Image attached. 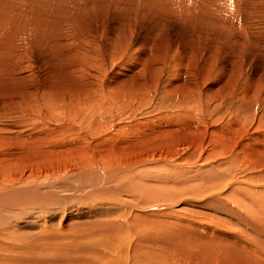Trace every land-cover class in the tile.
<instances>
[{"label": "rangeland", "instance_id": "obj_1", "mask_svg": "<svg viewBox=\"0 0 264 264\" xmlns=\"http://www.w3.org/2000/svg\"><path fill=\"white\" fill-rule=\"evenodd\" d=\"M14 1L0 0V184L21 179L34 189L87 164L96 178L135 163L118 176L123 192L129 174L147 176L151 188L174 189L158 210L166 218L218 215L240 223L264 213V27L257 26V38L256 27L247 37L241 28L255 17L264 24V0ZM21 25L27 41H10L25 36ZM66 46L75 48L71 56ZM76 50L84 62L73 61ZM232 171L238 189L226 188Z\"/></svg>", "mask_w": 264, "mask_h": 264}, {"label": "bare ground", "instance_id": "obj_2", "mask_svg": "<svg viewBox=\"0 0 264 264\" xmlns=\"http://www.w3.org/2000/svg\"><path fill=\"white\" fill-rule=\"evenodd\" d=\"M7 3L9 4V2ZM14 3H18V2L15 0ZM46 7L49 8V6ZM46 7L44 6V8L43 7L42 8L45 9ZM125 7L128 10V7L126 5ZM11 8H13V6H11ZM129 8H131V5H129ZM52 9L53 8H51V10ZM209 12H210L209 10H205L203 14L210 15ZM196 15L197 14H195L194 16ZM254 15L257 14L254 13ZM5 17L6 16L0 12V23L2 24L5 23L4 22ZM260 18L262 20V18L264 17H260ZM28 20L31 19H29L27 16L23 19V23L27 24ZM36 21L39 22L38 19ZM49 21L50 20H48L47 22ZM9 22L15 24V22H11L10 20ZM226 23H232V22L230 20H227ZM206 24L208 23L206 22ZM261 25L264 27L263 22L259 21V19L255 17L252 23H247L243 27L241 26L240 27L243 28V34L246 37L248 35L249 36L252 35L253 38H257L260 34V32H258L260 28L258 29L257 26L261 27ZM21 26H22L21 32H24L23 35L25 36L22 35L15 36L14 38H12L13 40L10 39V41H27L25 37L29 36L28 28H26V25L25 26L21 25ZM252 27H256L254 32L258 34L251 33L250 35L246 31V30H250V28ZM23 28L25 29L23 30ZM75 35L76 34H74V36ZM5 37L9 39L8 36ZM56 37L60 38V35L55 36L54 38ZM75 37L73 38L75 40L74 43H76ZM71 39L72 37L70 38V40ZM262 39H264V35L261 36V40ZM70 40L69 42L67 40V42L71 43ZM68 43L65 45H68ZM244 44L247 43L245 42ZM50 45H52V43ZM67 49L68 50H66L65 52L74 50L75 48L72 47ZM236 49H238V46ZM244 49H247V47ZM244 49L241 48V51ZM77 51L78 50H76V54ZM247 52L248 51H246V53ZM67 55H70V52H68ZM67 55L64 54L62 56L67 58ZM77 56H78V60H73V61H75L77 64L79 62L80 63L84 62L83 60L86 56H83L81 54H77ZM234 56H236V54ZM69 59L72 58L69 57ZM233 60L235 61L234 58ZM233 60L232 62H234ZM137 63L139 64V62ZM157 66L156 65L153 66L154 69L158 68ZM78 67L80 68V66ZM70 71L71 69H68V73ZM134 71L135 70H133V72ZM0 73H1V68H0ZM132 74L133 76L136 75V73L135 75L134 73ZM130 76L132 77V75ZM1 79L3 80L5 79V77L2 76V74H0V80ZM258 82L259 81H257L256 83ZM7 83H9V80ZM117 83L115 82V84ZM92 86L90 87L92 88ZM251 86L252 88H254L253 85ZM217 90L218 89L216 88V90L214 91ZM255 91L257 92V90ZM250 92L251 90L247 92V94L249 97H252V94ZM259 137H263L260 146L262 147L261 152L262 151L264 152V135L263 136L259 135ZM248 143L246 142V144ZM242 150L243 148L240 149L239 151ZM255 152H258V150ZM230 153L232 154L231 151ZM228 157L226 159H228ZM257 157L258 155H256V159ZM235 161H239V160L237 159ZM263 162L262 165H264ZM246 164L248 163L246 162ZM181 166H179V168ZM250 166L252 167L253 164L252 165L250 164ZM135 167H136L135 163L128 165V167H126V165L111 166L106 170H103L101 174H99V176L95 178L93 175L96 172L95 166L93 164L92 166L91 165L88 166L87 164V166L85 167L82 166L80 167V169L77 168H76L77 170L73 169L75 173L69 174L68 176L62 175V177L59 179L56 180L52 179L53 181L46 180L41 184L38 183V186L35 184L37 187L34 185L36 187L34 189H31L33 188V186L29 188L30 185L28 184L29 186H27L25 182H23L24 183L23 186L21 179L18 181L14 180V182L6 180L7 183L4 184L1 183L0 184V264H264V213L263 212H262L263 214L260 215H256V216L250 215V217H244V219L240 220L241 224L235 221L233 217L224 218V217H218V215L217 216L214 215L217 218H214L213 216L214 220L210 218H203L201 221L199 219L201 217L195 216L193 214L181 216L178 215L179 214L178 213L177 215H171L172 214L171 212L174 210L172 208H171L172 211L169 209L171 211L170 212L171 218H166V215H164L166 212L160 215L158 213V210L160 211L161 208L166 206L164 202L161 203V200L171 201V199H173V198L168 199L170 196L167 197V194L169 193V191L172 193L173 192L172 190L174 189H170V190L168 189V193H166L167 191H164L165 189L151 188L149 186V183H147L148 181L147 176L145 175L138 176L136 174H129L126 175L128 177L126 193L123 192V184L125 181L123 179H120V177L118 176L123 172L133 171L132 169H134ZM256 167L257 165L255 166V168ZM229 169L230 170L228 171H231V168ZM236 170L239 171L238 169ZM260 172L261 171H259L258 174L254 173V175L259 177ZM236 173L237 172L232 171V173L230 174L231 177L228 179L231 181H229V186L228 187L226 186V188L230 189L232 184L237 183L236 187L238 189V185H239L238 182H240L239 181L240 177L238 178L236 176ZM237 175H239V173ZM242 175H244V173ZM98 177L99 180L97 179ZM232 177L233 179H231ZM17 178L18 177H16V179ZM67 180L69 181V183H67ZM184 180L185 179H183L182 181ZM216 180L219 181L216 182L218 184L217 186H219L221 184V181L218 179ZM65 181L66 184H63ZM108 181H112L111 184L105 185V183ZM15 184L16 185L20 184L21 187L19 185L18 187ZM245 184L246 183L242 184V186L243 188L246 189L247 185ZM253 186H257V185L253 184ZM196 188L197 187L195 186V189ZM243 188L241 190H243ZM28 189H30V191ZM202 190L203 188H201V191ZM241 190L239 191L240 193ZM245 191L247 193V189ZM212 192L213 191H211L209 194H212ZM220 194H222V192ZM170 201H166V202H170ZM170 205H175V204H170ZM228 207L229 206H227V208ZM233 226H237L236 230L227 228ZM238 227L241 228L242 233L239 232L240 229H238Z\"/></svg>", "mask_w": 264, "mask_h": 264}]
</instances>
